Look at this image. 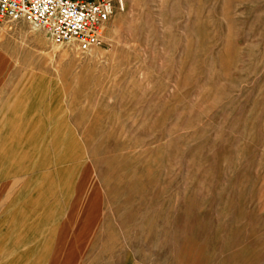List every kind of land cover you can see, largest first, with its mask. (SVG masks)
<instances>
[{
  "label": "rangeland",
  "instance_id": "374dc122",
  "mask_svg": "<svg viewBox=\"0 0 264 264\" xmlns=\"http://www.w3.org/2000/svg\"><path fill=\"white\" fill-rule=\"evenodd\" d=\"M112 1L0 22V264H264V0Z\"/></svg>",
  "mask_w": 264,
  "mask_h": 264
},
{
  "label": "built area",
  "instance_id": "2783aa9c",
  "mask_svg": "<svg viewBox=\"0 0 264 264\" xmlns=\"http://www.w3.org/2000/svg\"><path fill=\"white\" fill-rule=\"evenodd\" d=\"M114 9L112 0H0V22H28L85 53L101 45Z\"/></svg>",
  "mask_w": 264,
  "mask_h": 264
},
{
  "label": "crops",
  "instance_id": "0c3cea01",
  "mask_svg": "<svg viewBox=\"0 0 264 264\" xmlns=\"http://www.w3.org/2000/svg\"><path fill=\"white\" fill-rule=\"evenodd\" d=\"M42 205H43V203H42ZM23 217H24V221H25V219H26V216L27 215H25V212L23 211ZM27 214V213H26ZM41 222H43V219L41 220ZM29 254V253H28ZM23 263H25V260H23V259H18V261H17V264H23Z\"/></svg>",
  "mask_w": 264,
  "mask_h": 264
},
{
  "label": "bare ground",
  "instance_id": "6f19581e",
  "mask_svg": "<svg viewBox=\"0 0 264 264\" xmlns=\"http://www.w3.org/2000/svg\"><path fill=\"white\" fill-rule=\"evenodd\" d=\"M32 26H34V25H32ZM34 27H36V26H34ZM36 28H38V27H36Z\"/></svg>",
  "mask_w": 264,
  "mask_h": 264
}]
</instances>
